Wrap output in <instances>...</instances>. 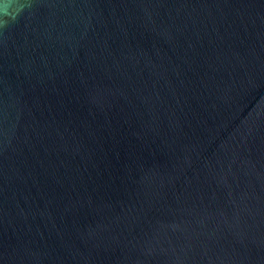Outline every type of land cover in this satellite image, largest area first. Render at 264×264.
I'll use <instances>...</instances> for the list:
<instances>
[{
    "label": "water",
    "instance_id": "obj_1",
    "mask_svg": "<svg viewBox=\"0 0 264 264\" xmlns=\"http://www.w3.org/2000/svg\"><path fill=\"white\" fill-rule=\"evenodd\" d=\"M0 264H264V0H0Z\"/></svg>",
    "mask_w": 264,
    "mask_h": 264
}]
</instances>
